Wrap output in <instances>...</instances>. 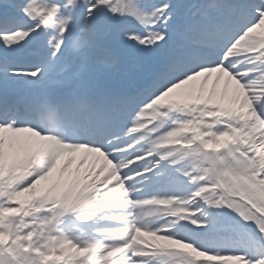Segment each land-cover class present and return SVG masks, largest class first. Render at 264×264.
Masks as SVG:
<instances>
[{
    "label": "snow or ice",
    "instance_id": "snow-or-ice-1",
    "mask_svg": "<svg viewBox=\"0 0 264 264\" xmlns=\"http://www.w3.org/2000/svg\"><path fill=\"white\" fill-rule=\"evenodd\" d=\"M0 264H264V0H0Z\"/></svg>",
    "mask_w": 264,
    "mask_h": 264
}]
</instances>
